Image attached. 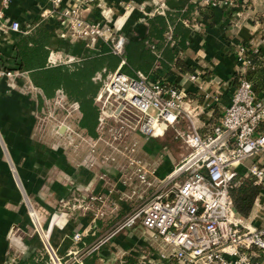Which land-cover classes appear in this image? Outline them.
Returning <instances> with one entry per match:
<instances>
[{
	"label": "crops",
	"instance_id": "obj_1",
	"mask_svg": "<svg viewBox=\"0 0 264 264\" xmlns=\"http://www.w3.org/2000/svg\"><path fill=\"white\" fill-rule=\"evenodd\" d=\"M69 1L64 0L65 3ZM121 1L130 0H108L115 17L118 18V25L122 26L121 32L127 35V39L145 38L149 29L148 18L152 16L164 15L166 11H171L174 17L179 18L175 13L177 9L184 12L192 5V8L197 6L190 16V21H185L190 23L191 28L187 47L180 52L179 46L173 45L175 53H179L189 65L195 67L193 73L199 75L197 80H191L188 77L191 73L181 72L174 65L167 69L159 63H154L149 74L152 80L164 79L186 93L187 106L195 113L194 122L202 134H207L220 122L223 110L230 104L239 84L242 70V65L237 62L239 45L247 44L264 52V5L260 0H236L237 7L223 9L207 6L203 0H164L167 8L163 13H157L155 9L159 8L158 0H131L137 5L126 12L120 4ZM50 7L51 4L47 0H13L5 11L7 26H0V137L4 141L2 144L0 140V264H12V229L18 228L26 237L27 233L32 232L33 221L38 234L26 238L25 255L21 258H27L36 250H40L42 245L48 244L51 253L54 256H62L66 264L68 260L74 259L78 252L80 257L84 256L86 260L93 252L91 250L100 242V234L107 229L108 223L96 216L95 210H92L94 213L88 214L77 210V202L85 201L91 195L103 194L105 197L111 196L117 203L124 204V200L115 190L110 191L109 185L123 189L121 180L129 173V169L126 162H117L120 156H113L116 151L113 152L105 140L99 142V155L109 154L115 157L116 161L100 160L94 167H88L83 164L89 150V135L86 129L82 128L77 134L70 136L66 127L75 126L66 119L54 122L55 124L47 130L34 129V122L40 114L39 109L44 113L47 100L51 99L46 98L42 89L33 84L30 72L21 68L17 43L22 38L27 39L29 47H32L36 39L38 44L58 58L71 56L81 60L97 55L96 51L86 47L83 41H68L62 38L55 19L42 18L41 13ZM206 8L212 14L209 19L203 16ZM86 14L96 19L99 10L93 7ZM13 20L21 23L24 33L9 29L8 26ZM5 71L22 74L9 79L2 75ZM115 105L116 102L113 101L106 110L108 119L113 120V115L108 112L112 111ZM120 108L121 106L116 112ZM133 111L131 108L120 110L119 117H133ZM111 125L109 120L107 128L100 126L98 136L110 135ZM186 125L185 121H181L168 128L165 135H158L162 138L172 136L173 139L176 137V130H179V127L183 130ZM84 136L85 141L82 139ZM134 138L137 139L139 156L159 178L170 173L177 161L180 162L189 151L184 144L188 150L186 153H180V150L174 148L173 155H165L161 151L162 147L152 138H148L149 142H146V137L130 134L126 140L131 141ZM64 141L63 146L57 149L54 147ZM69 141L72 144L68 145ZM257 201L258 205L254 204L251 214L245 218L253 227L260 224L258 215L264 210V188ZM99 206L101 207L97 203V208ZM107 212L105 210V213ZM61 213L62 216L59 217ZM141 226L143 232L144 227ZM145 231L154 237L144 228ZM78 232L83 233L80 241L74 239V234ZM161 244L164 249L165 245L160 242ZM100 246L95 250L98 256L96 264H112L114 261L110 259V249H114L111 243L105 241ZM161 248L155 256L146 260L130 251V254L120 257L117 263L113 264H179L173 258H162ZM251 254L254 264H264V250L254 248ZM51 263L53 264L52 261Z\"/></svg>",
	"mask_w": 264,
	"mask_h": 264
},
{
	"label": "built area",
	"instance_id": "obj_2",
	"mask_svg": "<svg viewBox=\"0 0 264 264\" xmlns=\"http://www.w3.org/2000/svg\"><path fill=\"white\" fill-rule=\"evenodd\" d=\"M47 1L51 7L41 16L56 20L62 38L83 41L96 54L101 53L102 46L108 45L110 52L120 57L116 70L104 69L93 77L100 83L95 97L100 108L97 130L100 126L108 127L111 119L105 113L112 102H116L115 108L108 112L119 121L111 125L112 144L126 140L130 134L152 138L181 121L187 123L176 137H180L189 151L162 178L157 177L139 156L136 141L127 140V144L121 147L122 153H128L126 164L129 173L126 180L130 175V180L135 179L138 183L158 185L118 229H129L141 223L165 245L161 257L173 258L179 264H254L251 252L254 248L264 250V227H253L238 215L231 190L240 184L241 176L253 178L264 188V97L257 95L249 78V73L256 69L250 54L261 50L247 44L239 45L237 62L242 65L239 84L230 104L224 108L220 122L210 132L202 134L193 120L194 110L187 106V95L178 86L164 79L152 80L150 74L137 72L136 76H132L122 71L128 39L121 32L122 26L118 25V18L108 6V0ZM12 2L0 0V26H7L5 11ZM203 2L207 6L223 9L238 6L236 0ZM260 2L264 5V0ZM93 7L99 10L96 19L86 14ZM159 7L155 12L163 13L167 8L163 2ZM8 27L14 32H25L17 20H13ZM75 61L79 59L71 56L58 58L54 53L49 56L51 65ZM18 74L22 73L2 72L9 79ZM188 77L195 81L199 75L191 73ZM119 106L121 108L116 112ZM127 108L134 110L133 117L120 118V110ZM66 129L70 136L78 133L73 127L67 126ZM82 139L85 141L86 136ZM0 140L3 144L1 137ZM87 140L90 148L83 164L94 167L100 160L116 161L109 154L96 153L97 144L106 141L105 136H89ZM64 144L65 141L54 147L57 149ZM70 144L71 141L68 142ZM255 205H258L257 199ZM82 237L80 232L74 234L76 241ZM105 241L99 242L91 251ZM45 247L51 254V260L57 262L55 264H63L58 254L52 255L48 244Z\"/></svg>",
	"mask_w": 264,
	"mask_h": 264
},
{
	"label": "trees",
	"instance_id": "obj_3",
	"mask_svg": "<svg viewBox=\"0 0 264 264\" xmlns=\"http://www.w3.org/2000/svg\"><path fill=\"white\" fill-rule=\"evenodd\" d=\"M193 5L184 12L177 9L176 18L171 11L166 14H157L148 18V34L142 39L129 38L125 47V64L122 71L132 76L137 72L149 74L154 63L162 67L170 68L174 65L184 73H193L195 67L189 65L178 53H175L173 45L179 46L180 52L187 47V39L191 34V14L196 10ZM203 16L206 19L212 17L209 9H205ZM27 39H21L17 43V54L21 68L30 72L33 84L42 89L45 97L52 98L57 90H63L69 99L79 103L81 119L80 127L86 129L90 137H98V124L100 108L95 102L100 83L93 77L97 72L114 71L120 63V57L110 52L108 45H104L101 53L72 63H60L51 65L48 62L49 50L38 44L34 39V46L29 47ZM36 47V48H35ZM250 59L256 69L249 73L254 89L259 96L264 97V52L250 54ZM155 64V65H156ZM241 182L231 190L233 204L236 212L242 218L251 214L257 197L262 191V186L257 184L251 177H240ZM101 247V246H100ZM99 247V248H100ZM97 252L94 250L90 257L85 260L86 264H96ZM46 254H38V251L30 254L27 258L17 259L15 264H45L48 261ZM38 259V261H37ZM45 261V262H44ZM52 264V263H51Z\"/></svg>",
	"mask_w": 264,
	"mask_h": 264
},
{
	"label": "rangeland",
	"instance_id": "obj_4",
	"mask_svg": "<svg viewBox=\"0 0 264 264\" xmlns=\"http://www.w3.org/2000/svg\"><path fill=\"white\" fill-rule=\"evenodd\" d=\"M153 1L156 2L157 0H153ZM163 1L164 0H158L159 5ZM120 4L122 8L125 10V12L128 10H132L137 5V3L135 4L134 1H131V0L121 1ZM108 6H110L109 2H108ZM10 81L11 80H8V82ZM58 96H60V98H58ZM48 99H51V101L47 100L45 112L41 113V108L39 109L40 114L37 115L38 117L36 118V121L34 122L35 130L37 129L47 130L54 122L56 123L60 120H65V119L66 121L74 124L75 126L74 129L77 132L80 131V129H82L79 124V121L81 119V117L79 118V116L81 115L80 109L78 108L79 103L69 99L68 96L61 89L57 90L55 95L52 98H48ZM52 99H55V100H52ZM110 122L112 123V125L115 123H119V121H117L116 119H113ZM180 129L182 128L179 127V130H176L175 134H177V132L179 131H182ZM165 134L166 132H164L162 136ZM105 137H106L105 142H108V147H111L113 152L116 151L114 152L113 156L115 157L120 156L117 162L118 161L126 162V159L128 158L127 156L128 153L127 152L126 154L122 153L121 147L127 144V140H123L122 142H116V144L114 143L112 144L111 135H106ZM171 137L172 136L162 138L160 135H155L152 137V139L156 141L162 147L161 151H163L165 155H173L174 148H176V150H180L181 151L180 153H186V151H188L186 147H184L185 143L180 139V137H175L173 139ZM133 140L137 141V139L135 138ZM145 140L146 142H149L148 138ZM78 142H80V139L78 140ZM100 152L101 150H100V146L98 143L96 153L99 154ZM159 158L161 159L162 155H160ZM177 162H179V160ZM127 175L128 174H126V176ZM126 176L125 178L121 180V182L124 184L123 189H120L119 187H116L113 185H109L110 191L115 190V192L119 194L120 197H122V199L124 200L122 201L124 204L117 203L118 201H115V199H113L111 196L105 197V195L103 194L102 195H91L85 201L80 200L77 202V208H78L77 210H80L87 214L89 212L94 213V211L92 210H95L97 211L96 216L101 217L105 223H108L107 229L100 234L102 235L100 236L102 238H100L99 241L101 242V241L106 240L107 242L111 243V247L114 250L110 249V252H111L110 259L114 261L113 263H117V260L120 259V257L123 258L124 256L130 254V251L139 254L141 258H143V260H146V258H151L152 256H155L156 252H158V250H160V248L163 246L162 244L160 245V242L162 243L160 238L156 236L151 237L150 235L146 233V231L144 232V228H142L143 229V232H142L140 229L142 227L141 226L142 224L140 223H138L139 226L136 224L134 227H131L129 229L127 228L118 229L119 226L122 224V222L125 220V218L131 212H133L136 208H138V206H140L145 201L147 196H150V194L154 192V186L138 183L135 179L130 180V175L128 176L129 180H126L127 179ZM170 185L172 186L173 183ZM97 203H99L101 207L99 206L97 208ZM105 210H107L108 212L105 213ZM258 218L257 219L260 220L259 221L260 224L257 225V227L263 228L264 227V210L262 211L261 214L258 215ZM135 228L137 229L134 230ZM37 234H38V230L35 227L34 221L32 222V232L27 233L26 237H24V234L20 230H18V228H15L14 230L12 229L11 236H13L12 238L14 241V245H13L14 249L12 250V253H11L12 255L11 258L13 259L11 260L12 264H15L17 259L25 255L24 248L25 246H27L25 244L26 238L29 236L33 237L34 235L37 236ZM42 246L43 247L40 250H36V251H38V254H40L41 256L42 254L49 255L48 261H46L45 264H51V261H52L50 257L51 254L47 251V248L44 245ZM161 249L163 250V247ZM83 257L84 256L80 257V252H78V254L75 255L74 259L67 261V264H86L85 259ZM59 258L63 264H66L62 256H59ZM52 262L53 264L57 263L56 261L55 263L54 261Z\"/></svg>",
	"mask_w": 264,
	"mask_h": 264
},
{
	"label": "water",
	"instance_id": "obj_5",
	"mask_svg": "<svg viewBox=\"0 0 264 264\" xmlns=\"http://www.w3.org/2000/svg\"><path fill=\"white\" fill-rule=\"evenodd\" d=\"M66 126L64 125L63 128H65ZM31 205V204H30Z\"/></svg>",
	"mask_w": 264,
	"mask_h": 264
},
{
	"label": "bare ground",
	"instance_id": "obj_6",
	"mask_svg": "<svg viewBox=\"0 0 264 264\" xmlns=\"http://www.w3.org/2000/svg\"><path fill=\"white\" fill-rule=\"evenodd\" d=\"M52 255H53V253H52ZM55 263V262H54Z\"/></svg>",
	"mask_w": 264,
	"mask_h": 264
}]
</instances>
